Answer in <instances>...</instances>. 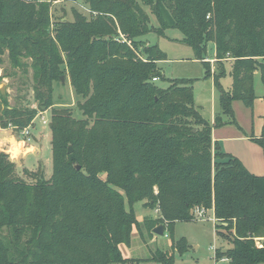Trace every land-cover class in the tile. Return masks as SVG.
<instances>
[{
  "label": "trees",
  "instance_id": "1",
  "mask_svg": "<svg viewBox=\"0 0 264 264\" xmlns=\"http://www.w3.org/2000/svg\"><path fill=\"white\" fill-rule=\"evenodd\" d=\"M63 3L0 0V66L6 56L11 68L30 70L34 102L51 111L52 168L48 179L23 170L28 182L0 152V264H173L175 252L187 251L184 239L147 259L122 252L134 226L140 230L133 205L156 202L161 216L143 221L147 234L191 221L196 208L212 211L215 233L230 232L214 261L264 264V175L211 137L225 125L242 132L232 103L253 108L255 72L264 86V0H83L85 12L71 7V20ZM167 29L181 32L206 77L208 43L218 62L230 61L228 89L223 72L213 74L219 112L212 123L195 106L191 80H169L165 89L152 82L163 78L158 63L166 55L141 38ZM61 76L76 98L72 108L54 107ZM0 99L1 129L18 132L38 113ZM251 140L264 153L263 137Z\"/></svg>",
  "mask_w": 264,
  "mask_h": 264
},
{
  "label": "rangeland",
  "instance_id": "2",
  "mask_svg": "<svg viewBox=\"0 0 264 264\" xmlns=\"http://www.w3.org/2000/svg\"><path fill=\"white\" fill-rule=\"evenodd\" d=\"M83 0H65L63 7L65 16L71 20L70 8L74 7L79 12L84 13L82 6ZM61 5L56 4L52 11L55 16H61ZM56 7V8H55ZM146 11L149 13L148 9ZM150 16V26L156 28L157 21L152 15ZM165 36H157L154 32L144 35L141 39L149 45H156L166 55V60L159 62L158 67L163 76L162 79L155 82L158 88L165 89L169 85V80L184 79L191 80L193 86L194 103L201 116L209 122L214 119V113L219 112L218 91L214 86L213 74H219L221 71L223 75L219 78V82L224 89L231 86L230 61L218 62L215 59V47L213 43H208L204 61L208 63L210 76H205V69L201 61L196 60L193 50L182 42V34L177 29H167ZM5 74V76L3 75ZM0 95L1 98L7 101L9 107H20L38 110L36 117L33 120L31 131V141L21 139L18 133L13 131L11 127L8 129L0 128V152H3L9 157V160L15 163V172L17 176L30 182V180L23 174V170L29 172H37L40 170L45 179L51 176V146H50V110L44 111L38 108L33 100L31 90V72L28 70L27 74H23L18 69L10 67L6 56H4V63L0 66ZM63 82H56L54 86L53 102L57 109L72 108L76 102L72 88L69 85V80L64 76ZM60 77V79H61ZM253 90L256 96L253 108L254 110V132L258 129L260 119L258 115L264 114V86L260 81L258 72L253 74ZM1 104V99H0ZM2 106L0 105V108ZM243 107V105H242ZM244 108V107H243ZM246 110V109H245ZM40 114L49 120L48 125H43L40 122ZM235 120L244 130L247 131L248 118L251 114H246L240 110H235ZM223 119H227L223 117ZM234 130L237 129L233 126ZM248 130L251 128L248 127ZM9 137L14 138L18 144L19 154L13 156L11 154L12 142ZM22 141V142H21ZM8 143L11 145H8ZM157 191H154L156 194ZM158 202L154 209L143 203L133 205V212L137 224L140 226L139 239L138 231L134 226L132 238L129 247H126L128 256L135 259H145L150 256V251H171L172 243L184 239L187 245V251L182 255L174 253L173 264H227L225 261H214L215 249H226L228 247L229 233L222 231L220 235L215 233L213 217L205 215L203 220L192 217L191 221H176L173 224L172 230L168 232L164 230V236L159 237L152 233L149 235L142 228L145 219H154L161 216ZM210 214V213H208ZM210 216V217H209ZM166 226V223H164ZM143 244H142V243ZM261 242V241H260ZM138 264H158L155 262H140Z\"/></svg>",
  "mask_w": 264,
  "mask_h": 264
},
{
  "label": "crops",
  "instance_id": "3",
  "mask_svg": "<svg viewBox=\"0 0 264 264\" xmlns=\"http://www.w3.org/2000/svg\"><path fill=\"white\" fill-rule=\"evenodd\" d=\"M236 107L238 110L246 114H251L250 119L248 118V125H247L249 128H251V130H248V127L245 126V128H247V131L244 130V127H242V132H241L239 130L237 131L234 130L232 125H225L221 128H216L212 130V133H211L212 142L218 145V147L223 153L230 154L236 157L237 159H239L241 163L246 167V169L252 174L264 175L263 150L251 140V139H259L261 137H263L264 139V114L258 115V120L260 119L259 120L260 124L257 126L258 129L256 130V132H254V129H253L255 126L254 121H253L254 110H251V112L248 113L250 109H247L244 106L243 108L241 102L234 101L232 103V109H233L234 114H235ZM215 115L216 113H214L213 118H215ZM213 120L214 119L212 120L210 119L209 122L212 123ZM10 148H11V145H10ZM206 214L211 215L213 217L212 211H208L205 213V215ZM212 221L215 222L214 217ZM214 230H215V226H214ZM138 236L140 239L142 235L140 236L138 232ZM155 251H152V252L150 251V256ZM162 251L164 252V250ZM122 252L127 258L135 259V258L128 256L126 252V247L122 248Z\"/></svg>",
  "mask_w": 264,
  "mask_h": 264
},
{
  "label": "built area",
  "instance_id": "4",
  "mask_svg": "<svg viewBox=\"0 0 264 264\" xmlns=\"http://www.w3.org/2000/svg\"><path fill=\"white\" fill-rule=\"evenodd\" d=\"M157 81H158L157 78H153V79H152V82H154V83L157 82ZM38 116L40 117V122H41V124H43V125H48V124H49V120H46V119L40 114V112H39V115H38ZM32 125H34L33 121H32V123H31L28 127L24 128V129H22V130H19V131L17 132V133H18V136H19L21 139L26 140V142L31 141ZM21 142H22V141H21ZM191 215H192V217L194 216V217L198 218L199 220H203L204 217H205V213H204V211H203L202 209H198V208L194 209V210L191 212ZM192 219H193V218H192ZM214 251H215V250H214ZM222 261H225V260H222Z\"/></svg>",
  "mask_w": 264,
  "mask_h": 264
},
{
  "label": "water",
  "instance_id": "5",
  "mask_svg": "<svg viewBox=\"0 0 264 264\" xmlns=\"http://www.w3.org/2000/svg\"><path fill=\"white\" fill-rule=\"evenodd\" d=\"M61 81L63 82V78L62 77H61ZM8 139L11 140L12 137H9ZM67 153L68 154L72 153V148H71L70 145L67 147ZM75 169L79 170L80 168H79V166H75ZM152 233L155 234L156 236L163 237L164 236V227L162 225H158L152 230Z\"/></svg>",
  "mask_w": 264,
  "mask_h": 264
},
{
  "label": "bare ground",
  "instance_id": "6",
  "mask_svg": "<svg viewBox=\"0 0 264 264\" xmlns=\"http://www.w3.org/2000/svg\"><path fill=\"white\" fill-rule=\"evenodd\" d=\"M10 141L13 143L10 152H11V154H12L13 156H17V155L19 154L18 144H17V142H15L14 139H11Z\"/></svg>",
  "mask_w": 264,
  "mask_h": 264
}]
</instances>
